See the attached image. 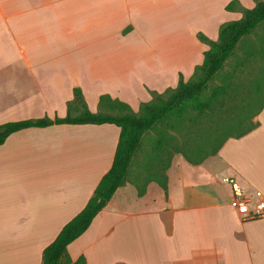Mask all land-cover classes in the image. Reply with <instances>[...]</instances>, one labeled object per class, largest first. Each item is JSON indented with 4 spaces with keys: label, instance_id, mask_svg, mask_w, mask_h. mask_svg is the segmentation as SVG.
<instances>
[{
    "label": "crops",
    "instance_id": "obj_1",
    "mask_svg": "<svg viewBox=\"0 0 264 264\" xmlns=\"http://www.w3.org/2000/svg\"><path fill=\"white\" fill-rule=\"evenodd\" d=\"M229 1L0 0V123L65 116L74 87L93 111L105 93L137 111L151 90L193 76L209 48L197 33L218 39L223 22L243 16L226 8ZM238 1L252 8L259 0ZM241 55L262 59L264 51ZM254 112V128L201 160L191 156L197 162L174 150L177 136L182 143L176 129L172 145L166 135L158 142L159 133L147 141L154 129L146 131L124 183L68 245L71 258L264 264V214L243 221L229 204L236 192L255 206V191L264 193V96ZM119 134L113 123H55L8 135L0 144V264H42L44 248L111 167Z\"/></svg>",
    "mask_w": 264,
    "mask_h": 264
},
{
    "label": "trees",
    "instance_id": "obj_2",
    "mask_svg": "<svg viewBox=\"0 0 264 264\" xmlns=\"http://www.w3.org/2000/svg\"><path fill=\"white\" fill-rule=\"evenodd\" d=\"M225 6L230 10L242 9L243 16L223 22L219 28L218 39H211L202 31L197 33L198 38L209 45V48L204 51L203 62L196 66L193 76L188 80H185L180 73L176 87H169L164 91L171 90L167 98L163 97L164 92L151 90L152 99L141 102L139 109L135 111L128 102L105 93L100 95L99 109L96 112L89 108L81 88L74 87V98L68 102L65 116L51 118L46 115L0 123V144L6 140L8 135L17 130L27 127H43L55 123H113L120 127L118 145L111 167L101 177L85 207L70 219L55 239L44 248L42 264H85L86 259L83 255L73 260L67 247L87 230L94 217L112 198L117 188L124 183L127 168L141 144L143 134L150 128L156 129L159 124H166L165 120L170 114L181 119L186 112L187 103L197 98L199 93L208 86V82L224 66L225 60L233 54V50L241 38L249 34L264 20V0H259L252 8H243L238 0H231ZM129 28L127 27L126 30ZM211 100L197 101L196 107L202 111L210 107ZM257 124L258 121H255L252 126L239 134L229 136H240ZM178 125L179 123L173 121L171 126L165 127L161 133L159 132L158 142H161L163 135H166L167 145H172L175 136L170 133V129L180 132ZM225 139L212 152H216ZM176 145L173 147L174 150L182 152L191 162H197L203 158L202 156H205L202 154L201 157H198L199 159H192L191 156L195 153V149L191 150V147L186 149L183 147V143L176 142ZM167 150L169 153L172 152L170 148ZM159 183L166 191L165 176L159 180ZM139 193L143 194L144 189H140Z\"/></svg>",
    "mask_w": 264,
    "mask_h": 264
},
{
    "label": "rangeland",
    "instance_id": "obj_3",
    "mask_svg": "<svg viewBox=\"0 0 264 264\" xmlns=\"http://www.w3.org/2000/svg\"><path fill=\"white\" fill-rule=\"evenodd\" d=\"M263 32L264 20L241 38L229 60L231 64H225L197 98L187 103L183 117L178 119L176 115L170 114L165 120L166 124H159L156 129L147 132L148 136L145 139L149 141L150 136H156L176 121L179 123L177 127L180 128L177 135L180 134L183 147L195 149L192 156L198 158L202 154L211 153L229 135H237L252 126L256 121L254 111L264 96V65L261 62L264 58L255 56L242 59L241 52L264 51L262 49L264 41H261ZM120 52L117 51V54ZM249 82L250 86L246 87ZM170 92L171 90L164 92L163 97L167 98ZM208 99H212L210 107L200 111L196 107V102ZM178 139L177 136V143Z\"/></svg>",
    "mask_w": 264,
    "mask_h": 264
},
{
    "label": "built area",
    "instance_id": "obj_4",
    "mask_svg": "<svg viewBox=\"0 0 264 264\" xmlns=\"http://www.w3.org/2000/svg\"><path fill=\"white\" fill-rule=\"evenodd\" d=\"M226 180L233 182V177H226ZM255 206L252 205L250 196L244 193H233L229 204L237 212L241 220H248L255 217H260L264 214V193L261 190L255 191L254 197Z\"/></svg>",
    "mask_w": 264,
    "mask_h": 264
}]
</instances>
